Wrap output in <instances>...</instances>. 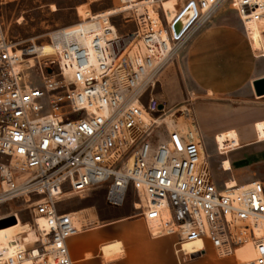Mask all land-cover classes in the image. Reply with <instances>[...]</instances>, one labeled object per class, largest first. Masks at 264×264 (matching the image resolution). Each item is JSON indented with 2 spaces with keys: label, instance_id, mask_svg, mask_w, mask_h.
Returning a JSON list of instances; mask_svg holds the SVG:
<instances>
[{
  "label": "built area",
  "instance_id": "1",
  "mask_svg": "<svg viewBox=\"0 0 264 264\" xmlns=\"http://www.w3.org/2000/svg\"><path fill=\"white\" fill-rule=\"evenodd\" d=\"M163 1L140 0L141 30L121 32L116 14L56 30L47 43L55 51L45 55L0 21V204L25 201L31 227L42 218L47 228L32 242L20 238L13 256L0 252V264H74L67 240L88 223L59 204L102 186L113 208L131 192L153 236L198 241L196 253L220 259L249 243L247 264H264V185L219 187L193 115L171 113L154 93L161 68L224 4L245 29L246 19L264 18V0H183L170 20ZM36 67L38 82L29 72Z\"/></svg>",
  "mask_w": 264,
  "mask_h": 264
},
{
  "label": "crops",
  "instance_id": "2",
  "mask_svg": "<svg viewBox=\"0 0 264 264\" xmlns=\"http://www.w3.org/2000/svg\"><path fill=\"white\" fill-rule=\"evenodd\" d=\"M168 9L165 13L170 20L176 7ZM231 11L216 12L189 43L187 70L200 95L193 104V117L202 140L215 143L220 165L216 162L224 175L221 186L228 181L238 185L259 181L264 185V95L256 96L252 86L253 81L264 77V18L247 23L249 39L238 14ZM224 161L229 164L228 171L223 169ZM87 210L94 212L89 221ZM63 211L82 212L87 223L102 222L68 238L66 245L74 264H88V260L101 256L98 244L104 240L118 241L122 246L141 240L151 247L161 243L166 248L173 240L163 234L153 236L144 232L143 218L133 219L132 212L110 214L104 209L97 211L95 204L83 208L76 205ZM87 231L95 232L92 236L80 235ZM86 251L93 254L84 259ZM126 257L124 252L120 258L105 262L114 263ZM158 263L154 260V264Z\"/></svg>",
  "mask_w": 264,
  "mask_h": 264
},
{
  "label": "rangeland",
  "instance_id": "3",
  "mask_svg": "<svg viewBox=\"0 0 264 264\" xmlns=\"http://www.w3.org/2000/svg\"><path fill=\"white\" fill-rule=\"evenodd\" d=\"M181 1L183 0H164L162 7L166 12L168 8L173 9L176 7L177 3L180 5ZM120 5H122L120 0H0V21L4 32L9 37L23 44L34 42L36 45H44L49 42L52 32L80 23L81 19L77 15L79 6L88 9L91 14L96 15L98 12L110 10ZM229 8L228 4H224L217 12L231 11ZM113 18L116 19L121 32L134 31L137 28L138 20L134 9L116 13ZM260 30L262 32L263 29ZM190 41L191 39L161 68L158 82L154 87L156 97L171 113L172 111L179 112L181 109L186 108L189 113L194 115L193 104L200 97L187 70L186 58ZM37 68L29 70L33 75L34 82L40 80ZM47 111H49L48 108L44 109L43 113ZM204 141L205 152L209 162H211L212 177L221 186L224 175L219 169L220 162L218 161L215 143L211 140L204 139ZM216 160L219 162V165ZM104 194V186L91 188L79 196L68 198L67 201L60 203L59 206L66 210L76 205L83 208L95 204L97 211L99 209L103 211L104 209L110 214L132 212V215H134L133 219L141 218L140 215H137L138 211H134L132 207L133 202H136L137 199L131 192H128L126 200L120 208L106 206L103 198ZM86 213L88 219L86 221L94 218L93 210H87ZM9 217H14V219L17 217L18 221L16 219L13 225H10L12 224V220H8L7 218ZM0 220H3L0 222V226H3L0 227V245H9L12 243L13 235L26 230L29 239L35 237L33 229L29 230V227L26 225V223L30 226L33 225L29 204L19 198H14L11 201L0 204ZM101 223H88L87 227H94V225ZM141 223L144 232H148L143 219H141ZM94 232L87 231L85 234L80 235L85 236L88 234L92 236L91 234ZM163 235L173 238L170 248L164 247L161 243L151 247L141 240L129 246L125 244L122 246L118 241H101L98 244V251L101 256L90 259L87 262L88 264H106V262L120 258L124 252L127 254L126 258L109 264H154V260L159 261L158 264H163V262L164 264L167 262L169 264H246L253 257V249L249 245V248L248 246L238 248L235 256L222 259L217 258L210 249L206 253H194L193 255L175 254L177 247L176 237L174 235ZM183 248L188 253H193L190 250L191 246H184ZM3 251L6 254V250L3 249ZM92 254V251H86L82 258H89Z\"/></svg>",
  "mask_w": 264,
  "mask_h": 264
},
{
  "label": "bare ground",
  "instance_id": "4",
  "mask_svg": "<svg viewBox=\"0 0 264 264\" xmlns=\"http://www.w3.org/2000/svg\"><path fill=\"white\" fill-rule=\"evenodd\" d=\"M125 1L127 2L126 4H122L120 6H115V8L110 9V10L98 12L96 15H98V14L99 15H101V14L102 15H113V14H116V13L127 11L129 9H132V10L134 9V11L136 13L137 20H138L139 28H140V30L143 29L144 28V17H143L142 7L140 6L141 5L140 4V0L139 1L138 0H125ZM52 8H54V6H52ZM190 13L191 12L188 11L185 14L182 15V17L179 20V25L180 26H184L186 24V22L188 21V19L190 17ZM77 15L81 19V21L82 20L86 21V18H88L90 16L91 17L94 16L93 14L90 13V11L88 9H85L82 6H79V8L77 9ZM174 15H175V13H174ZM252 20L253 19H246L245 20V24H244L245 25V30L248 33L249 39H250V34L248 32V29H247V23L249 21H252ZM77 25H79V24H77ZM162 34H163L164 38H167V34H165V32H163ZM36 48L43 55H45V53H52L53 51H55V48L53 46H51L50 44H47V43L42 45V46H40V48H39L38 45H36ZM33 62H34L33 59H30V63H32V65H33ZM223 169H224V171H228V169H229V164L226 161H224V163H223ZM228 182L230 184L233 183V181H228ZM135 204H136V208H138V203H135ZM81 213L82 212H75L73 215L75 217H77V219H78L80 224H83L85 222V219L83 217H81L82 216ZM16 219H17V217H16ZM17 221H18V219H17ZM36 223H37V229L31 227L29 224L26 223V225L29 227V230L33 229V235L35 236L34 238L29 239V236L27 235V230L23 231V232H20V233H18L16 235H13L12 243H10L9 245H0V252L3 253V255H5L6 257H11V256H13L14 252L18 249V245L20 244L19 243V239L20 238H25L27 242H32L33 240H35L38 237L37 233L43 234V233H45L47 231V228H46V225H45V221L42 218H39L36 221ZM10 225H13V224H10ZM150 225L152 226V223ZM5 226H7V225H5ZM0 227H3V226H0ZM248 245L250 246V244L248 243V244H246L244 246H241L240 248L247 247ZM184 246H189V247L191 246L190 250L193 251V253H188L187 250H184V248H183ZM200 246L201 245H200V243L198 241H194L192 243H182L181 245H178L176 247V249H179L181 251L182 255H193L194 253L199 252V249L201 248ZM3 249L6 250V254L3 251ZM176 249H175V254H176ZM235 255H236V253H235Z\"/></svg>",
  "mask_w": 264,
  "mask_h": 264
},
{
  "label": "water",
  "instance_id": "5",
  "mask_svg": "<svg viewBox=\"0 0 264 264\" xmlns=\"http://www.w3.org/2000/svg\"><path fill=\"white\" fill-rule=\"evenodd\" d=\"M178 25L175 26L176 32H177ZM252 86L254 87L255 95L256 96H262L264 95V77L258 80L253 81ZM160 109L162 108V105L159 104L158 106ZM8 220H12V224L16 221L14 217L7 218ZM3 220H0V222Z\"/></svg>",
  "mask_w": 264,
  "mask_h": 264
}]
</instances>
